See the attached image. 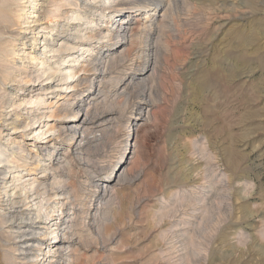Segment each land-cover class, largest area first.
I'll return each instance as SVG.
<instances>
[{
    "label": "rangeland",
    "instance_id": "obj_1",
    "mask_svg": "<svg viewBox=\"0 0 264 264\" xmlns=\"http://www.w3.org/2000/svg\"><path fill=\"white\" fill-rule=\"evenodd\" d=\"M77 2L80 6L63 1L58 18L65 24L62 17L67 10L69 15L81 10L93 21L71 23L59 35L61 21L51 35L43 29L37 33L36 25L18 37L15 34L24 31L18 26L24 24H16L7 35L14 37L16 49L35 50V56L43 52V44H52V35L55 45L58 40L61 45L73 40L71 35L88 36L75 39L80 47L94 50L81 59L85 69L71 83L57 78L42 83L11 81L3 85L1 94L11 92L13 101L21 104L12 106L11 99L0 105L3 151L9 155L13 146H21L24 153L14 151L32 162L27 151L34 148V153L44 145L40 161L44 164L50 158L59 165L46 178L52 183L55 174L63 180L66 204L58 220L74 245L64 262L264 264V0H145L146 6L157 9L154 20L131 13L127 8L131 0ZM41 5V16L49 8L57 9ZM110 14L111 18L105 16ZM109 19L113 24H108ZM122 19L125 28L118 34ZM104 33L110 36L103 37ZM34 36L40 39L32 48ZM14 59L18 67L24 64L19 55ZM50 60L56 62L58 57ZM38 68L35 64L30 71ZM57 84L63 86L58 95L52 92ZM69 85H74L72 90ZM39 97L44 98L43 104L23 102ZM62 97L82 105L79 116L88 113L83 118L90 129L79 131L75 145L69 147L71 132L52 133L60 143L59 151L46 139L35 138L37 123L17 131L12 128L16 113L28 122L54 110L57 116L49 123H67L75 111L65 106L55 109ZM46 147L52 151L50 157ZM7 166L0 163V171L4 173ZM40 170L25 172L23 179L35 175L45 179ZM10 179L5 175V181ZM13 188L11 183L0 184L1 209L14 205L30 210L32 198L22 200V185ZM51 224L35 223L39 228L35 238L42 244L27 260L23 257L28 253L16 249L23 248L21 242L28 236L10 241L15 246L10 251L0 234V264H45L42 258L50 243L46 238L55 228ZM67 225L72 230L64 231Z\"/></svg>",
    "mask_w": 264,
    "mask_h": 264
},
{
    "label": "bare ground",
    "instance_id": "obj_2",
    "mask_svg": "<svg viewBox=\"0 0 264 264\" xmlns=\"http://www.w3.org/2000/svg\"><path fill=\"white\" fill-rule=\"evenodd\" d=\"M63 1H65V3L69 4V5L70 4L71 5H77V6L79 5L77 0H74V2L70 1V0H0V105L1 106L5 105L7 103L9 104L11 99L13 101V95H11V92L7 91V93L4 92L3 94H1V90L4 89L3 88L4 84H7V83H9L11 81H14V82L17 81V83H19V82L33 83L35 81L42 83L45 80H49L50 81V80H53V79H56V78H57L58 81L71 83L72 81H75L76 76L79 73V71L85 69V67L83 65V60H81V59H82L83 55L86 52H92L94 50L91 47L90 48H86V49H84V47H80L79 44L77 45L75 43L76 42L75 39L78 40V38H79V39H84L85 40V38L89 39L88 36H85V35L84 36L71 35V36H73V40H71V39L67 40L62 45L59 44L60 42L58 40L56 42V45H55L54 44L55 40H56L55 39V35H52L51 36L52 44H43V46H44L43 52L40 53V56H35L33 54L35 50L34 51H25V50H23L22 47L21 48L17 47L18 49H16L15 48L16 44L14 43V40H15L14 37L13 36L9 37V35H7L8 33H11L10 32L11 31L10 30L11 27L16 25V24H24V26H18L19 29L20 28L24 29V31L21 30V32L19 31L18 33H16L15 35L17 37L20 35V33H22V32L24 33L25 30H28L29 28L32 29V30H35V26L36 25H38L40 27V30H38L37 33H40L41 29H43V30H46V32H44V33L51 35V33H53L55 31L56 27L58 26L59 22L61 21L60 20V18H61L60 16L61 15L58 12H59L60 4ZM67 1L68 2L70 1L71 3H67ZM87 1H89L90 3L92 1V2H95L97 4H100V3L107 4V3L114 2V0H87ZM44 3H46L48 5V7L53 6V5L57 6V9L53 11V10H51L49 8L48 11L46 12V14L44 16L43 15L41 16V15H39V11H40V9L42 7L41 4H44ZM146 3L147 2H145V0H131V2H129L128 4L129 5L132 4V5H130L131 7H127V8L132 9L131 13L134 12V13H136V15H140V14L143 13V14H145V17L147 18V20H152L157 15V9L156 8H154V9L149 8L150 5L147 4V6H146ZM121 5H123V4H121ZM110 7L112 8L114 6H110ZM143 7L144 8L146 7L147 9L145 8V10H143ZM91 9L94 11L93 8H91ZM122 9H124V8H121L120 10H122ZM117 10L118 9H115L114 11H117ZM72 11H73V13L70 14V15H69V11L68 10H67L66 13H64L65 16H63L62 18H64L66 23L64 24L62 22L63 20L61 21L62 22V27L60 29L56 30V35H59L60 33L62 34L65 31L64 30L65 28L67 29L68 27L71 26V23H74V24L76 23L78 25L83 20H85L86 22L93 21V19L90 20V17H88L87 15L85 16V14H83L81 12V10H72ZM95 11L97 12V9ZM151 11H154V12H151ZM128 13H130V11H128ZM165 15H167V14H165ZM165 15L163 14L162 16H165ZM105 16L108 17V18H111L112 14L105 15ZM58 17H60V18H58ZM43 20H45V21L42 22ZM71 20H74L75 22H70ZM161 22L163 23V21H161ZM108 24H113V22H111V19L108 20ZM124 24H125V22L122 19L121 22H119V25L117 26L118 28L116 30V33L120 34L123 31V28H125ZM123 25H124V27H123ZM150 26H152V25H150ZM132 34L134 36L135 32L132 33ZM106 35H107V37L110 36L107 33H104L103 37H106ZM97 37L99 38V36H97ZM97 37H95V38H97ZM19 38H21V37H19ZM117 38H120V37H117ZM38 39H40V36H37V37L34 36L33 37V42H32L33 46L31 45L32 48L38 45V41H37ZM90 40H92V38H90ZM74 50H76V51H74ZM78 51H81L80 55L72 56L71 58L68 57L70 54L76 53ZM21 52L23 53L22 55H20ZM57 53H58V55H57ZM50 54H52V55H50ZM53 54H56V55H53ZM17 55H19V57H20L19 60H21V62L22 61L24 62L23 65L20 64L21 65L20 67L17 66L18 62H17V60L14 59L15 56H17ZM54 56H57L58 60L56 62H52L51 63L50 59L53 58ZM11 59L15 60V61L12 62ZM25 59H28V62L25 63V61H24ZM83 59H85V58H83ZM95 62H94V64H96ZM97 63H99V62H97ZM35 64H39L40 68H38L36 70H33V71H30ZM99 64H101V63H99ZM77 66H80V67L77 69ZM92 66H94V65L92 64ZM95 69H96V66H95ZM17 71L19 73H17ZM87 71H85V73ZM54 87L55 88H54V90L52 92H56L57 95L60 94L58 92L61 89H63L62 88L63 86L62 85L59 86V84H57ZM73 87H74V85H69L68 86L69 89H71ZM69 95H71V94H69ZM62 99H63L62 101L60 100L61 103H59V101L55 102V105H57V107L55 109H58L60 107L59 108V110H60L61 108L63 109L64 106H65V110L66 109L69 110V111L71 110L72 113H74V111H75V113L73 114L72 118L70 120H68L67 123H55V122L54 123H49V119L55 118V116H57V114L55 113L56 111H54V110H52L49 114H43L42 116H39V117H37L38 116L37 115L36 117L31 118L30 121H28V122L24 118H19L20 114L16 113L14 111V114L16 113V116H14L15 118L14 117L11 118V121H10V124L13 125L12 128L15 131H17V129H19V128H26V127L30 126L31 124L35 125V123H37L39 125L36 128L34 127L36 129L35 138L36 139H46L45 143H48V144L52 145V149L57 147V149H59V151L61 149L60 143L59 142H55L57 137H55V136L52 137V133L58 132L57 134H58V136H60L62 134L65 135L67 132H71V135H70L71 142L69 144V147L75 145V142H77V140L79 138V134L78 133H81L79 131H81L82 128H84V130L89 128V126H87L88 123L86 122V119L83 118L84 117L83 115H86L88 113L85 111V113H83L82 115L79 116L80 111L83 109L82 105L81 104H78V105L76 104L75 105L74 103H69V101H66L68 99L66 97H62ZM64 99H66V100H64ZM23 102L25 104H41V103L43 104L45 102V100H44V98L39 97V98H35L34 100L33 99H29V100H25V101L23 100ZM20 104L21 103H17L15 101H13L11 103L12 106H16V105L20 106ZM51 105H52V103H51ZM4 107H6V106H4ZM43 117H45L47 119L41 120ZM38 122H40V123H38ZM37 128H38V130H37ZM47 134H49V135H47ZM1 135H2V131H0V137H1ZM8 138L12 139L11 137H8ZM81 138H82V136H81ZM81 138L79 139V142L82 140ZM43 142L44 141H42V143ZM123 145H122V147H123ZM39 147H40L39 149L38 148L35 149L34 153H32L34 148H32L33 150L30 149V151H27V153L31 156V158H30V159H32V162H31L27 158H24L23 154H21V152L26 150V149L21 148V146H18V147L13 146L11 149L9 148L12 151L9 155H7L3 151L1 146H0V163L7 162V164H8L7 167L9 168L4 173L0 171V174H2V176L0 175L1 176L0 177V184H6V183L10 184L11 183V185H14V188L12 190H14V189L16 190L18 188V186L22 185V188H20L24 192L22 200L26 201L30 197L32 198V201H31L32 204H31V207H29V208H31L30 210L29 209L25 210V209H22V208H17V206H14V205H10L6 209H1V207H0V234L2 236H4V238H3L4 244L10 246V249H11L10 251H12L14 249V247H15L14 244L10 243V241L15 240L16 238L28 236L27 239H25L23 242H21L24 245V246H22L23 248L22 249H19V248L16 249V250H21V251H24L25 253H28V254L24 253L25 255L23 257L24 260H27V259L33 258V256L31 255L32 252H34L36 250H39L37 245H41L42 244L39 240H37V238H35V234L39 230V228H37V226L36 227L34 226L35 223L36 222L44 223V224H51L52 223L51 225H54L55 228L50 231V235H51L50 238H46V241H50V243L47 245V247H49V250L44 253V257L42 258V260H44L45 264H72V262L66 263L64 261H67V258L71 257V252L73 251V246L74 245L70 243V240L68 241L67 238H69V236L67 235V232L63 233L61 231L62 230L61 227L63 225V222H59V220H58V219H60L61 215L63 214V208H64L63 206H65V204H66V201H65V199L62 196L64 194V191H65V190L64 191L62 190V187H63L62 186V182H63V180H61L62 178L58 177L55 174L52 175V177H51L52 178V183H48V179L46 178L47 174H48V171H51V172L52 171H56V169H59L58 168L59 165L56 164V162L55 163L52 162L50 158L47 161H45L44 164H43V162L40 161L41 158L39 159V155H40L39 151L44 150L45 146L41 145ZM122 147L120 149H122ZM15 149H17V151H21L20 154L17 153L16 151H14ZM46 150H48V156L50 157V155L52 154V151L49 150L48 147H46ZM68 150L70 151L71 149H68ZM16 154H18L19 156H17ZM4 167H5V165H4ZM40 169H42V170H40ZM38 170H40L41 173H43L42 177H44L45 179H40L39 180V178H37L36 175L34 177H31V178L23 179L26 175L36 174L37 172H39ZM25 172H27L26 175L24 174ZM55 173L58 174L57 172H55ZM5 175L6 176L9 175V177H11V179L5 181ZM123 175H124V173H123ZM115 176H117V175H115ZM20 181H22V182H20ZM17 182H20V184H18ZM8 186H10V185H8ZM40 186H42V187L39 188ZM65 188H63V189H65ZM9 190H5L4 189L5 193H8ZM30 191H32V193H31V195H28V193ZM76 193H78V192H76ZM20 196H19V199H20ZM70 197L68 195V198H70ZM63 199H64V201H63ZM14 203H16V201H14ZM201 204H202V202H201ZM19 207H21V206H19ZM23 208H24V206H23ZM199 215H201V214H199ZM73 218H74V216H73ZM37 219L39 221H37ZM72 225H74V224H72ZM40 227H44V226H40ZM82 227L83 226H81V229H82ZM69 228H70V230H72L71 229L72 228L71 225H67L63 230L65 231V229H69ZM187 229H189V228H187ZM180 230H181V228H180ZM184 231H186V230H184ZM184 231L182 230L183 233H184ZM163 232H165V230ZM114 233H115V231H114ZM172 233L173 232H171V234ZM71 234H72V232H71ZM187 234H190V233L188 232V233H186V235ZM31 235H34V236L32 238H29V236H31ZM59 235H60V237H59ZM167 235H168V233H167ZM178 237H180V236L178 235ZM80 238H81V235H80ZM191 240L193 241V237H192ZM79 242H80V240H79ZM194 243H196V242L194 241L193 244ZM198 248L200 249V247H198ZM63 251H65V253L67 251L68 252L66 254H63L64 253ZM77 251H78V249H77ZM51 252H53V253H51ZM81 256H82V254L80 255V258H81ZM75 257L78 258V256H76V255H75ZM73 258H74V256H73ZM61 260H63V261H61ZM196 262H198V261H196Z\"/></svg>",
    "mask_w": 264,
    "mask_h": 264
}]
</instances>
